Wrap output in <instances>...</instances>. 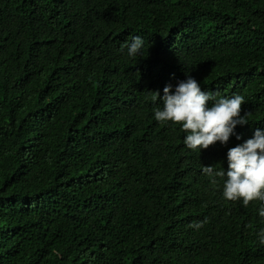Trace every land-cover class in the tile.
<instances>
[{
	"label": "trees",
	"instance_id": "trees-1",
	"mask_svg": "<svg viewBox=\"0 0 264 264\" xmlns=\"http://www.w3.org/2000/svg\"><path fill=\"white\" fill-rule=\"evenodd\" d=\"M189 76L244 97L227 145L155 120ZM257 129L264 0H0V264H264V205L202 172Z\"/></svg>",
	"mask_w": 264,
	"mask_h": 264
},
{
	"label": "clouds",
	"instance_id": "clouds-1",
	"mask_svg": "<svg viewBox=\"0 0 264 264\" xmlns=\"http://www.w3.org/2000/svg\"><path fill=\"white\" fill-rule=\"evenodd\" d=\"M128 55L135 57L143 48L140 36L131 37ZM153 102L161 99L158 91L153 92ZM162 108L154 109L155 120L161 124L171 122L180 125L186 133L184 145L192 151L208 149L216 143L227 145L237 125L248 124L247 116L241 115L244 97L237 94L231 98L216 99L211 93L202 90L200 84L191 76L175 87L168 85L163 89ZM209 101L212 105L209 106ZM239 139V137H237ZM228 169L215 170L213 166H204L202 172L211 178L215 186L217 179H224L223 198L225 201H259L264 205V131L257 129L254 137L242 145L232 147L227 152ZM226 177V179H225ZM264 218V206L259 209ZM202 223H193L189 227L199 229ZM259 241L264 244V231L259 233Z\"/></svg>",
	"mask_w": 264,
	"mask_h": 264
}]
</instances>
